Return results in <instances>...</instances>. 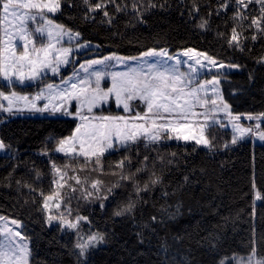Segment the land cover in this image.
Returning <instances> with one entry per match:
<instances>
[{"label":"trees","instance_id":"1","mask_svg":"<svg viewBox=\"0 0 264 264\" xmlns=\"http://www.w3.org/2000/svg\"><path fill=\"white\" fill-rule=\"evenodd\" d=\"M118 2L128 8L116 13L109 4L107 10L115 17L111 25L101 23L105 19L101 11L92 13L95 20H85L82 0H70L71 7L64 2L56 20L79 32L83 41L96 44L98 50L91 51L97 54L137 56L151 48L170 52L192 48L227 64H238L239 69L226 73L221 80L224 100L234 114L264 113V36L254 27L248 28L249 21L244 20L243 29L237 26L243 50L229 47L227 39L236 26L231 19V4L217 15L224 0H195L198 12L192 10L193 0H152L163 7L150 8L143 14L144 22H139L132 0ZM148 2L141 0V11ZM201 19L208 21L204 29L197 26ZM253 35L255 40L251 39ZM0 90L11 91L1 77ZM75 126L72 118L0 112V139L6 145L0 151V214L24 223L23 231L31 241V264H77L76 237L57 225L48 226L40 194L54 191L51 163L55 158L47 154L55 147L54 141L70 135ZM230 135L227 130L225 142ZM125 155L132 157L133 171L148 156L149 171L162 175L164 183L151 192L140 193L142 200H137L132 183L125 181L103 202V209L100 201L80 200L79 213L91 221L81 225L82 234L89 229L99 231L106 241L91 250L89 264H220L224 258L249 255L254 234L257 255L264 256V141L248 140L213 151L198 146L193 150V144L177 141L147 146L139 142L128 152L105 155L104 174L77 173H86L89 180L98 177L111 186L118 177L111 174L110 165ZM158 156L164 157V163ZM169 159L172 164L167 163ZM136 179L143 185L148 173ZM165 190L174 194L164 197ZM256 195L260 196L257 204ZM129 199L137 201L134 214L114 216L113 212ZM162 205L172 206L169 211L175 213L173 218L159 211ZM153 215L158 217L157 222L151 221Z\"/></svg>","mask_w":264,"mask_h":264},{"label":"snow or ice","instance_id":"2","mask_svg":"<svg viewBox=\"0 0 264 264\" xmlns=\"http://www.w3.org/2000/svg\"><path fill=\"white\" fill-rule=\"evenodd\" d=\"M69 7L72 6L70 0H64ZM141 0H132V9L137 13L139 22L143 21V14L150 8L163 7V4L153 3L149 0L141 11L139 4ZM86 6L84 14L85 20H95L92 13L100 10L102 17L101 23L112 24L114 14L110 15L108 5H112L116 13L124 12L128 8L127 4H121L118 0H82ZM233 6V14L231 19L236 22V26L232 27L231 35L227 39L229 47H237L243 50L239 37L242 33L237 32V26L243 29L242 21L248 20V28H255L261 36H264V0H224L216 14L220 11H227L229 5ZM250 5H254L252 9ZM62 0H0V77L7 82L8 87L14 88L18 82L20 84L26 81L41 79L45 74V70H50L54 74H58L61 65L70 63V56L73 52L72 47H57L61 44L64 37L68 38L69 43L76 40L80 41L81 34L73 32L66 26L56 23L49 14H55L61 11ZM193 12H198L199 7L193 0ZM209 12V16H211ZM30 24L36 26L30 27ZM208 21L201 19L197 25L199 28H206ZM246 30V29H245ZM219 35L223 36V33ZM46 38V42L44 39ZM245 40L248 37H244ZM252 40L256 36H251ZM22 41V47L17 54L15 41ZM38 40L40 41L37 46ZM90 42L77 43V48H87ZM183 57H187V61L181 59L180 55L169 54L167 49L151 48L145 51L139 57H123L115 53L105 56L103 59H97L87 62V66L81 64L80 67L88 73L87 76L77 78L76 82L65 81L68 87L63 89H55L52 84H47L49 91L47 97L43 94H37L34 100H29L28 96L19 95L16 91L11 90L8 93L0 90V100L7 101L5 106L0 103V111L15 114L27 108L29 111L35 110L44 112L51 110L52 112H60L63 110L66 115H75L81 123L75 128L72 135L55 140V147L52 151L63 153L70 159L78 161L79 171L98 172L104 174V157L107 153L112 155L124 149L130 151L133 145L143 140L145 146L148 144L158 145L169 140L194 142L193 150L197 146H203L209 150H214L216 145L215 129L217 127H226L218 118L219 113H224L231 121L232 128L235 133L230 144L235 145L238 140L244 139L245 135L252 132L251 128L242 127L238 123L241 119L240 114H234L229 105L219 91L220 80L216 75L211 79L200 80L199 73L201 69L211 72L212 69L239 68L238 64L225 65L218 62L207 53H200L189 48L183 51ZM149 57H158L155 62L149 63ZM144 60V65L138 68H130L126 72H105L92 71L89 68L93 65H102L106 61H116L118 63H126L129 60ZM168 61H175L169 65ZM191 61L192 63H188ZM264 61V58H262ZM188 63V71L180 70V65ZM222 75V74H221ZM109 76L111 86L102 87L101 82ZM42 98L48 99L49 103L41 108H37L35 101ZM114 100L123 110L132 113L130 116L123 115H96L93 110L100 108ZM139 100L145 106V111L141 114L131 104L132 101ZM23 101V107H18ZM57 101V103H53ZM77 104L75 113L68 111V107L72 102ZM86 109L89 115H82L81 110ZM197 109H200L198 111ZM264 117V113L259 116L247 114L248 120L260 119ZM257 124L256 128L259 129ZM259 138L264 140V132L259 133ZM52 139V138H50ZM223 147H229L225 143ZM6 148L4 141L0 139V150ZM47 154V153H45ZM175 157L176 153H170ZM82 158V162L81 161ZM148 156H144L140 162V166L132 170V157L123 156L121 159L110 165L111 174L116 175L118 179L111 185L106 186L100 178L89 180L87 176L81 178L75 174L77 168H71L65 165V169L72 171L74 174L68 176V171H62L55 162L51 163L52 170L57 178L53 179L56 190L43 197L42 209L50 212L49 201L56 200L54 207L59 210L61 203H64V212L57 211L56 215H46V223L52 226L53 222L60 230H69L76 236L74 249L77 264H89V256L91 250L95 249L102 243H105V234L99 231L93 232L91 229L87 233H83L81 223L90 224L87 216L79 214L72 217L71 201L73 198L85 200L88 202L100 201V207L103 209L104 201L109 196L115 195V189L123 187V182L132 183L136 193L137 200H142L140 193L151 192L157 185H163V176L157 175L155 171H149L147 161ZM157 159L164 163V157L158 156ZM168 164H172L173 160L169 159ZM88 165H92L88 168ZM154 167V165H153ZM128 169V171H125ZM147 172L148 180L141 185L136 177ZM39 178V173H37ZM68 180L74 181V184H68ZM187 181L188 177L185 176ZM19 183V181L17 182ZM67 185V197L61 196V189ZM30 187V186H29ZM30 190L35 191V189ZM174 193L163 191V196L167 197ZM91 198V199H90ZM260 199V196H257ZM146 202V201H145ZM137 201L129 199L128 202L118 207L113 212L116 217L132 216L136 208ZM171 205H162L159 209L161 213L173 218L175 213L170 212ZM179 208L177 206L176 211ZM65 212L67 216H65ZM255 208H253V216ZM68 217H72L69 219ZM152 222H157L158 217L153 215L150 217ZM0 264H30L31 251L28 247V240L23 235L21 229L22 224L16 219L9 220L4 216H0ZM11 225V226H10ZM14 226V227H13ZM143 242V241H141ZM252 247L247 257L233 256L224 258L220 264H228L229 260L237 261V264H264V256L257 258L256 238L255 234L251 241Z\"/></svg>","mask_w":264,"mask_h":264},{"label":"rangeland","instance_id":"3","mask_svg":"<svg viewBox=\"0 0 264 264\" xmlns=\"http://www.w3.org/2000/svg\"><path fill=\"white\" fill-rule=\"evenodd\" d=\"M92 1L93 2H96V0H91V2ZM63 5H64V2L62 0L61 11L63 9ZM61 11L55 13L54 15L53 14H49L50 15V18H52L56 23H59V22H57L56 17L59 15V13ZM98 11H100V10H98ZM35 26H36L35 24H30V27H33L34 28ZM73 32H75V31H73ZM44 42H46V38L44 39ZM82 42H85V41L82 40L81 36H80V41L73 40V41H71V43H69L67 37H64L63 40H62V42H61V44H58L57 47H72L73 48V52H72V54L70 56V63L67 64V65H61L58 74H54L50 70H45V74L42 75V78L41 79L32 80V81H26L23 84H20V83L17 82L15 84L14 88H11V90L16 91L19 95L28 96L29 97V100H34L35 96L37 94H41V93L43 94L44 97H47L48 94H49V91H48V89L46 87L47 84H52L54 86V88L57 89V90L66 88V87H68V84L65 83V81H69V78H71V81L70 82H73L74 83V82H76L77 78H82V77L88 75V73H86L80 67L81 64H84L85 66H87V62H89V61L97 60V59H103L105 56H109V55L113 54V53H105V54H97V53H94L91 50H98V46L96 44H94V43H90V46L87 47V48H77L76 47L77 43H82ZM15 43H16L17 54H19V52L21 51V47H22L23 42L17 40V41H15ZM39 43H40V41L38 40L37 46H39ZM185 50H181V51H177V52H170L167 49V51L169 52V54H172V55H180L182 60L187 61V57H183L182 56V53ZM196 51L197 52H200V53H204V52L199 51V50H196ZM119 56H122V55H119ZM139 56H141V54L140 55H137L135 57H139ZM123 57H133V56H123ZM145 59H147V61L149 63H152V62H155V60H157L159 58L158 57H155V58L154 57H149V58H145ZM217 61L218 62H222L220 60H217ZM174 63H175V61H168V64L169 65L174 64ZM188 63H192V62L191 61H188ZM188 63H184V64L180 65V70L181 71H184V72L188 71ZM223 63L225 65H228L225 62H223ZM142 65H144V60L143 59H141V60H129L126 63H118L116 61H106V63L105 64H102V65H93L91 68H89V72H92V71H101V70L102 71H105L106 73L107 72H126L130 68H138V67H140ZM236 69H239V68H231V69H228V68L215 69L214 68V69H212L211 72H208V71H206L204 69H201L200 70V73H199V79L200 80H207V79H211L213 75H216L219 78V80H220L219 91L222 94V92H221V80L225 78L226 73H229V72L234 71ZM1 79H2L3 82L7 83L6 81L3 80L2 77H1ZM101 86L102 87H109V86H111V79H110L109 76H106L105 77V79L101 82ZM5 93H8V92H5ZM1 103H3L5 106L7 105V101H3L2 100ZM35 103H36L37 108H41L45 104H48L49 101L46 98H42L40 100L35 101ZM53 103H57V101H53ZM131 104L141 114H143V112L145 111L144 104L142 102H140L139 100L132 101ZM23 105H24V102L21 101L19 103V105H17V106L18 107H23ZM76 110H77V104H76L75 101H73L72 104H71V106L68 107V111H71V112L75 113ZM197 110L200 111V109H197ZM0 112H3V111H0ZM93 112L96 115H105V116H107V115H113V116H116V115L130 116V115H132V113L125 112L123 110V107L122 106H119L118 107L115 104L114 100H110L108 103H106L105 105L101 106L100 108L94 109ZM6 114L7 115H10V116H13V115L14 116H17V115H20V116L27 115V116H43V117L44 116H50V117L72 118V119H74L76 121L75 128L81 123V121L79 120L78 117H76L75 115H71V116L70 115H66V114H64L63 110L60 111V112H52L49 109V110L44 111V112H38V111H35V110L29 111L27 108H24L23 111L16 112L15 114H10V113H6ZM81 114L82 115H85L86 114V115L91 116V114L87 113L86 109H82L81 110ZM240 116H241V119H240V121L238 123H240L242 127L251 128L252 129V132L246 134L245 137H244V139L238 140V142L235 145L240 144L243 141H248V140H251L252 142H256V143H262L264 140H261L259 138V133L260 132H264V130L262 129V123L264 122V117H262L260 119L248 120L246 118L247 115H240ZM253 116H259V115H253ZM218 118L221 120V122L223 124L226 125V127H217L215 129V132L213 133L215 135V140L213 141V143L216 145V148L214 150H222V149H224L225 147H223V145L225 143H229L231 141L233 135H239L238 133H235L234 132V130L232 128V121L224 113H222V112L219 113L218 114ZM257 124L260 125L259 129L256 128V125ZM75 128H74V130H75ZM74 130H73V132H74ZM227 130H229L231 132V135H230V140L227 141V142H225L226 140H225V136L224 135H225V133H226ZM72 133L70 135H72ZM70 135H68V136H70ZM68 136H66V137H68ZM221 136H224L223 139H222ZM169 141H175V140H169ZM140 142H142V144H145V142L143 140H141ZM177 142H182V143H185V144H188V143L189 144H194V142H192V141H189V142L177 141ZM150 145H152V144H150ZM231 145L232 144H229V146H231ZM198 147L207 149V148H205L203 146H198ZM121 150H124V149H120V151ZM207 150H209V149H207ZM210 151H213V150H210ZM47 155L54 157L55 159L53 160V162H55V164L58 167H60L62 169V171H68V176H72L74 173L72 171L68 170V169H65V167H64L65 165H69L71 168L77 167V169H78L77 172H79L78 161L73 160V159H70L65 154H63V153H56V152H54V151L51 150L49 152V154H47ZM105 155H107V153ZM80 162H82V158H81V161ZM90 166L92 167V165H89V167ZM77 172L75 174L78 175L79 173H77ZM52 175H53V179L54 178H57L55 176L53 170H52ZM79 176H80V174H79ZM85 176H87L86 173L82 174L80 177L83 178ZM68 184H74V181L68 180ZM254 187H255V184H254ZM54 190H56V185H54ZM60 191H61V196L62 197H67V194H68L67 185H65V187L63 189H61ZM257 196L258 195L255 196V204H257V201L259 200V199H257ZM55 203H56V200L55 199L53 201H49L50 212H47V211L44 210L45 211V215H48V214L56 215L57 214V211L64 212V203L63 202L61 203V207H60L59 210H57L54 207ZM81 206H82V204H81L80 200L78 201L75 198L72 199V201H71L72 217H75V215H77V214L81 215L79 213V207L81 209ZM0 216H4V217L8 218L9 220L16 219V220H18V221L21 222V224H22L21 231H22L23 235L27 238V240H28V247L30 248V251H31V256H30V264H31V259H32V255H33L32 254V250H31V241L28 238V236H26L25 232L23 231L24 223L21 220H19L17 218H14V217L6 216V215H3V214H0ZM65 216H67V213L66 212H65ZM72 217H68V218L71 219ZM2 223L3 222H0V225H2ZM82 224H83V222L81 223V225ZM53 225H56L55 222H53ZM64 231H68V232H70V234H74L73 232H71V231H69L67 229H65ZM74 236H75V234H74ZM0 239H2V238H0ZM103 244H105V243L100 244L96 248L100 247ZM247 256L248 255L238 256V257H247ZM257 258H259L258 255H257ZM228 264H237V261L229 260L228 261Z\"/></svg>","mask_w":264,"mask_h":264}]
</instances>
